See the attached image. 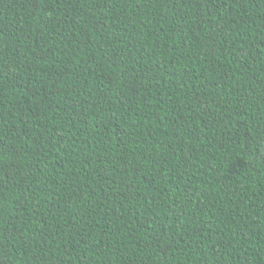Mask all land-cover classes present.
I'll return each mask as SVG.
<instances>
[{"label":"trees","instance_id":"16d2710c","mask_svg":"<svg viewBox=\"0 0 264 264\" xmlns=\"http://www.w3.org/2000/svg\"><path fill=\"white\" fill-rule=\"evenodd\" d=\"M0 264H264V0H0Z\"/></svg>","mask_w":264,"mask_h":264}]
</instances>
